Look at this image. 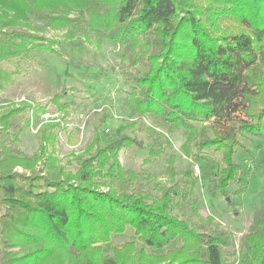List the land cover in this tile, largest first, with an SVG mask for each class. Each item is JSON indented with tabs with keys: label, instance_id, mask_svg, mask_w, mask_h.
Returning <instances> with one entry per match:
<instances>
[{
	"label": "trees",
	"instance_id": "obj_1",
	"mask_svg": "<svg viewBox=\"0 0 264 264\" xmlns=\"http://www.w3.org/2000/svg\"><path fill=\"white\" fill-rule=\"evenodd\" d=\"M59 10L82 13L87 30L127 52L133 64L147 63V72L130 80L133 110L167 130L181 129L187 153L191 146L199 154L219 152L213 190L227 197L240 170L237 138L264 133V0H0V59L56 54L60 43L35 34L27 18ZM51 20L55 28L75 24L68 17ZM49 103L68 115L59 95ZM45 108L10 102L0 111V134L17 117L36 125ZM60 128V122H41L33 156L0 157V245L13 238L33 244L23 253H3L0 264H227L223 249L232 236L203 232L183 212L194 198L189 171L178 202L171 186L152 196L133 185L119 161L121 150L139 146L133 138L121 130L104 138L95 130L84 152L62 164ZM256 166L264 171V155ZM38 227L48 246L41 245ZM127 228L151 251L178 245L148 254L126 242L105 255L102 245ZM236 264H264V219L255 218L243 237Z\"/></svg>",
	"mask_w": 264,
	"mask_h": 264
},
{
	"label": "rangeland",
	"instance_id": "obj_2",
	"mask_svg": "<svg viewBox=\"0 0 264 264\" xmlns=\"http://www.w3.org/2000/svg\"><path fill=\"white\" fill-rule=\"evenodd\" d=\"M52 13L30 14L27 22L39 37L60 43L56 54L33 51L28 58L0 59V111L10 102L46 106L36 125L27 126L24 118L17 117L1 132L0 157L33 156L39 145L37 129L41 122H60L56 156L62 164L70 154L84 152L95 130L104 138L114 137L121 130L139 144L119 153L121 166L133 175V185L152 196L171 186L178 202L183 172L189 171L196 182L194 198L183 206V212L203 232L229 233L232 243L223 249V258L227 264H236L243 237L253 227L255 218L264 219V171L256 166L264 155V133L237 138L241 146L235 149L234 161L240 166L239 175L229 187L228 196H220L213 190L214 175L222 168L219 152L208 150L199 154L191 146V153H187L181 129L167 130L133 110L128 98L130 80L145 74L147 63L133 64L127 52L87 30L82 13ZM56 16L68 17L75 24L55 28L51 18ZM55 95L69 104L67 116L49 103ZM206 133L210 134L208 129ZM150 151L155 155L149 157ZM198 154L207 160L196 157ZM241 188L245 191L239 193ZM1 196L0 193V199ZM39 228H35L42 240L39 244L48 246L44 230ZM126 242H134L137 249L148 254L163 253L178 245L173 243L162 251H151L127 228L124 234L102 245L103 252L110 255L113 248ZM32 247V243L13 238L8 246L0 245V258L5 252L23 253Z\"/></svg>",
	"mask_w": 264,
	"mask_h": 264
},
{
	"label": "built area",
	"instance_id": "obj_3",
	"mask_svg": "<svg viewBox=\"0 0 264 264\" xmlns=\"http://www.w3.org/2000/svg\"><path fill=\"white\" fill-rule=\"evenodd\" d=\"M195 171H196V172H198V169H197V168H195Z\"/></svg>",
	"mask_w": 264,
	"mask_h": 264
}]
</instances>
